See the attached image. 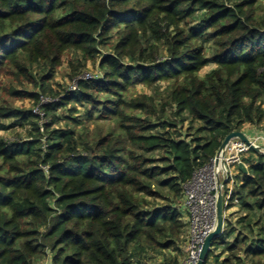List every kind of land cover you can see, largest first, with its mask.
Listing matches in <instances>:
<instances>
[{
  "label": "trees",
  "instance_id": "obj_1",
  "mask_svg": "<svg viewBox=\"0 0 264 264\" xmlns=\"http://www.w3.org/2000/svg\"><path fill=\"white\" fill-rule=\"evenodd\" d=\"M72 52V79L102 76L56 90ZM246 124L264 125V0H0V264H180L185 186ZM252 151L206 264H264Z\"/></svg>",
  "mask_w": 264,
  "mask_h": 264
},
{
  "label": "built area",
  "instance_id": "obj_2",
  "mask_svg": "<svg viewBox=\"0 0 264 264\" xmlns=\"http://www.w3.org/2000/svg\"><path fill=\"white\" fill-rule=\"evenodd\" d=\"M92 78H95L93 73L85 72L75 78L70 89L76 90L80 79ZM51 101H53L52 98L42 97L43 103ZM38 109L40 110L39 107ZM39 113H41V110ZM248 137L250 143L240 138L231 139L226 146L225 152L220 155L217 153L212 161L200 168L194 174L192 180L186 184L184 206L189 213V241L187 255L180 264L198 263L206 238L216 227L218 190L222 181H226L223 191L227 209L234 191V185L232 183L234 179H232L230 165L244 163L248 166L243 158V154L252 151L253 145L262 146V153H264V134L257 133ZM226 217L227 210L225 212V219Z\"/></svg>",
  "mask_w": 264,
  "mask_h": 264
},
{
  "label": "rangeland",
  "instance_id": "obj_3",
  "mask_svg": "<svg viewBox=\"0 0 264 264\" xmlns=\"http://www.w3.org/2000/svg\"><path fill=\"white\" fill-rule=\"evenodd\" d=\"M194 24V23H193ZM210 45V44H209ZM73 60L75 65H78L79 63L83 62L82 56L79 54H76L75 52H72L70 54H67L63 64L59 67L58 72L56 73V77L53 80V88H55L56 90L62 91L65 90L68 87H71V85L73 84L75 79H72L71 73V66L69 64V61ZM99 63L98 62H94V61H89L88 64L86 66H82L80 69V74L78 76H80L81 74L85 73V72H91L95 75V78H99L102 76V71L101 68L98 66ZM212 66L208 67L205 71L209 70ZM76 77V76H75ZM5 80V78H4ZM29 87V86H27ZM31 89L33 88L32 86L30 87ZM33 90V89H32ZM138 91L142 92H149V89H145L142 86L138 87ZM18 105H22L24 104L26 107L28 108H32L33 110H36V112H40V110L38 109V106L34 105L33 101H30L29 99L25 100V101H17ZM64 112V111H62ZM84 113V108L81 109L80 114ZM91 128H93V125L91 126ZM21 132V133H25V130L23 129H15V130H2L1 134L9 137L11 139H15L17 137V134ZM262 134H264L263 132H260ZM257 154H255L254 151H250L247 153L243 154V158H249L252 157L254 159L257 158L256 156ZM231 166V172H232V179H234V181L232 180L233 185L235 186V184L238 185L239 180H237V176H240V172H239V165L237 164H232ZM237 182V183H236ZM239 203L236 201L234 206H238ZM188 231V227H186L185 231L182 234V238L183 241L178 245V250L171 248V250L168 252V256L173 255L175 257L179 258V262L181 263L183 261V259L186 257L187 255V250H188V241H189V233H187ZM232 239V238H231ZM222 248V247H221ZM222 251V249H219L218 251H216V253L220 254ZM153 256V255H150ZM156 260H158L157 257H155ZM212 262H215V259H211Z\"/></svg>",
  "mask_w": 264,
  "mask_h": 264
},
{
  "label": "water",
  "instance_id": "obj_4",
  "mask_svg": "<svg viewBox=\"0 0 264 264\" xmlns=\"http://www.w3.org/2000/svg\"><path fill=\"white\" fill-rule=\"evenodd\" d=\"M233 138H240L246 142L250 143L249 137L247 134H245L243 131H233L230 134L226 136L224 139L220 150L218 151V155L225 152L226 146L229 143V141ZM253 150L262 152V146L260 145H253ZM239 168L243 172H248V168L246 164L240 163ZM221 186L218 190V198H217V223L215 229L208 235L206 238V241L202 247V251L200 254V258L197 264H206L207 258L209 256V252L212 248L213 242L216 238L220 237L223 234L224 231V225H225V212H226V206H225V197H224V191L223 187L226 185V181H222Z\"/></svg>",
  "mask_w": 264,
  "mask_h": 264
},
{
  "label": "crops",
  "instance_id": "obj_5",
  "mask_svg": "<svg viewBox=\"0 0 264 264\" xmlns=\"http://www.w3.org/2000/svg\"><path fill=\"white\" fill-rule=\"evenodd\" d=\"M242 131L247 134V136H253L257 133H260V132H263L264 133V125H262L261 127H257V126H254V125H250V124H246ZM248 168V166H247ZM237 202H239L238 200H236ZM239 208V205L238 206H233L231 209H230V212L232 211H236L238 210ZM188 233V231H187Z\"/></svg>",
  "mask_w": 264,
  "mask_h": 264
}]
</instances>
